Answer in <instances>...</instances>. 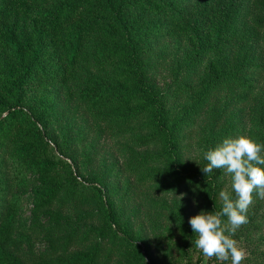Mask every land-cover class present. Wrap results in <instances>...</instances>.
<instances>
[{"label":"trees","instance_id":"obj_1","mask_svg":"<svg viewBox=\"0 0 264 264\" xmlns=\"http://www.w3.org/2000/svg\"><path fill=\"white\" fill-rule=\"evenodd\" d=\"M9 1L30 2L35 8L19 17L5 10L3 2ZM140 1L138 6L135 0H0V114L4 113L0 117V138L21 118L25 127L17 132L13 156L32 175L28 182L30 214L16 224L5 198L12 186L0 177V264H108L112 254L121 256L115 264H145L144 260L133 261L115 229H111L117 212L106 190L87 181L95 177L94 181L106 186V176L97 177L89 169L84 177L83 166L75 162L72 170L67 161L49 154L48 141L53 135L47 112L54 111V104L32 120L22 117L25 86L32 80L60 88L74 77L79 65L90 67L93 76L81 75L79 104L84 109L91 106L88 111L117 132L138 124L137 131L125 137L126 161L122 163L137 181L150 179L149 185L158 191L180 193L186 187L200 185V178L205 179L203 172L197 175L193 165L182 160L181 130L188 119L202 112L207 99L223 84L244 87L249 84L245 81L249 79L242 76L244 72H259L262 65L240 61L236 64L239 68L232 70L226 69L227 57L216 60L206 68L198 97L189 105L177 106L174 100L187 89L163 92L151 81V66L145 65L138 39L130 33L131 17L124 15H129L131 7L138 13L155 14L159 20L174 10V4L182 8L186 1L196 3L198 15L189 33L194 43L187 67L195 70L204 56L223 49L242 31H264V0ZM158 20L152 22V28L163 22ZM249 92L250 88L239 100ZM215 136L207 151L214 149L220 133ZM55 144L58 146L57 141ZM1 146H7L5 140H0ZM75 152L70 147V155ZM3 162L0 159V165ZM207 163L203 156L200 168ZM184 171L191 173L187 179ZM220 171H213L211 188H215L213 181ZM215 195L213 189L212 197ZM32 237L44 244L37 252L31 248ZM147 256V264H158L149 252ZM185 264L200 263L197 257Z\"/></svg>","mask_w":264,"mask_h":264},{"label":"rangeland","instance_id":"obj_2","mask_svg":"<svg viewBox=\"0 0 264 264\" xmlns=\"http://www.w3.org/2000/svg\"><path fill=\"white\" fill-rule=\"evenodd\" d=\"M135 2L140 6V0ZM3 3L5 10L19 17H24L29 9L35 8L26 1ZM181 5L185 8H181L178 3L174 4V10L170 9V13H166L165 17L162 15L159 20L155 14L138 13L131 7L127 12H130V16L124 15L131 17L130 33L135 34L138 39V51L145 65L147 68L151 66V70H148L151 81L163 92L187 89L180 99L174 100L175 105H189L198 97L205 83L206 68L216 60L227 57L226 69L232 70L239 68L236 64L240 61L243 64L255 61L262 65L259 72H244L242 76L249 79L245 80L249 81V84L244 87L238 83L223 84L207 99L202 112L197 117L188 119L186 126L182 128V160L195 166L191 168L199 175L202 172L201 160L208 145L215 141L217 133H220V136L214 149L225 138L241 135L264 143V31H242L237 39L229 42L223 49L204 56L197 69L191 70L187 67L194 42H191L189 33L193 25L196 26L194 19L198 15L195 10L197 4L186 1ZM144 8L149 9L148 6ZM157 20L163 22L152 28V22ZM255 55L258 57L255 58ZM89 68L79 65L74 77L60 88L52 84H36V81L32 80L25 86L24 101L20 106L21 115H24L22 117L32 120L37 114L41 115V111L47 112L44 108L47 110L49 104H54V111L47 112L48 128L53 135L48 141L49 154L67 161L72 170V164L75 162L79 167L83 166L84 177H87L89 169L97 177L106 176V186L94 181L95 177L87 181H92L106 190L107 197L117 212L111 229H115L121 245L126 246L133 261L144 260L147 264L149 252V256L158 264H185L197 257L200 264H231L230 259L219 261L215 257H205L202 251L195 247L197 236L189 224V219L201 211H221L222 200L219 193L225 189L231 191L230 175L221 169L213 181L215 188H211L209 182L213 178V172L207 176L202 173L205 179L200 178V185L186 187L180 193L158 191L149 185L150 179L137 181L122 163L126 161L123 158L127 144L125 137L137 131L138 124L132 123L117 132L88 111L91 106L84 109L79 104L77 91L81 75H94ZM58 88L59 94L54 96ZM248 88L250 92L247 97L239 100ZM227 104L230 105L229 108L226 107ZM3 115L4 113L0 114V117ZM13 125L0 138L7 143L6 147H0V159L4 160L0 165V177L2 181L7 180V185L12 186L11 193H7L5 198L7 207L14 212L13 223L16 224L21 219H28L30 214L28 182L32 175L13 156L17 132L24 129L25 125L21 118H17ZM70 147L76 149L75 154H71L74 155L73 160ZM183 174L187 179L191 173L184 171ZM213 189L216 190L214 197ZM181 194L183 198L180 200L178 196ZM247 216L249 222L241 226L233 237L248 253L242 264H264V199H260L255 193ZM222 219L227 221L226 217ZM30 245L33 251L37 252L44 244L39 238L32 237ZM111 257L108 264H115L121 256L112 254Z\"/></svg>","mask_w":264,"mask_h":264},{"label":"clouds","instance_id":"obj_3","mask_svg":"<svg viewBox=\"0 0 264 264\" xmlns=\"http://www.w3.org/2000/svg\"><path fill=\"white\" fill-rule=\"evenodd\" d=\"M204 158L208 163L201 171L207 176L213 169L224 170L231 177V191L225 189L219 193L221 211H201L189 219L197 236L195 247L207 258L230 259L231 264H242L248 253L233 237L249 222L247 212L253 204V194L264 199V144L243 135L225 138L215 149L207 151ZM178 197L181 200L183 194ZM223 217L227 218L226 222Z\"/></svg>","mask_w":264,"mask_h":264}]
</instances>
